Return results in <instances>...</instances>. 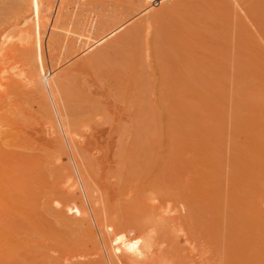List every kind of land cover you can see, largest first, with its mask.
Wrapping results in <instances>:
<instances>
[{
	"label": "rangeland",
	"instance_id": "rangeland-1",
	"mask_svg": "<svg viewBox=\"0 0 264 264\" xmlns=\"http://www.w3.org/2000/svg\"><path fill=\"white\" fill-rule=\"evenodd\" d=\"M0 1V9L12 4ZM152 11L147 30L140 16L124 18L127 10L104 24L114 26L107 36L85 32L83 40L99 41L69 65L85 58L86 71L59 79L64 123L92 143L72 146L96 214L115 222L122 264H163L176 250L179 264H264V0H172ZM77 14L68 25L76 33ZM102 20L88 17L85 27ZM15 99L14 121L26 133L12 131L0 150V192L15 208L0 205V228L23 245L0 264H95L78 229L81 204L61 190L74 167L26 136L48 119L41 103L23 91ZM114 102L127 122L113 121ZM99 182L115 200L94 192ZM151 206L174 211L184 241L170 227L143 226Z\"/></svg>",
	"mask_w": 264,
	"mask_h": 264
},
{
	"label": "bare ground",
	"instance_id": "bare-ground-1",
	"mask_svg": "<svg viewBox=\"0 0 264 264\" xmlns=\"http://www.w3.org/2000/svg\"><path fill=\"white\" fill-rule=\"evenodd\" d=\"M153 1L127 0L128 3L125 5V3H122L123 0H12L10 7L9 5L6 7V3H3L6 6L0 9V150L3 151L5 147L10 146L12 131L26 133L14 121V117L22 113L20 102L15 97L22 91L34 95L35 100H38L43 106L48 119L45 123H40L38 129H33L34 133L31 130L32 133H27L26 136L34 139L38 145L45 148H58L61 156L56 158V163L59 165L62 166L64 160L67 161L69 166L72 163L71 165L74 167L72 168V174L62 182L61 190L67 196L77 198L81 204V210L76 213V217L80 219L78 229L82 232L85 246L93 253L95 264H122L124 255L122 254L123 257H121L118 251L117 237H115L117 234L114 233L115 230L113 232L112 228L115 226V222H113L114 226H110L106 223L107 220L105 221L102 216L96 214L98 203L92 199L88 185L85 183V172L74 155L72 146L74 142L84 146V148H88L92 143L91 140L88 141V138L87 140L78 138L64 123L57 102L59 79L71 72L86 71L85 58L78 57L80 60L76 59V62L69 65L78 54H82L99 41L88 42L83 40L85 32L99 31L100 35L96 36V39L107 36L114 26L104 28V24H107L114 14H122L127 10L129 13L124 18L127 16H140L136 24L147 30L151 27L155 17V12H151V10L160 6L164 1L169 2L172 0H158L157 4H154ZM173 1L174 4L180 2V0ZM100 9H107V15H99L94 12ZM165 9L163 8L158 14L164 12ZM77 11L81 12L82 28L80 32L76 33L72 32L68 25L78 17ZM88 17L92 19L102 17L103 26L85 27ZM10 27L16 28V30L9 33L10 29L8 32L7 28ZM71 38L75 40L72 41ZM62 47L68 49L70 53L65 51L66 55L61 54L60 49ZM43 50L45 54H43ZM59 69L62 72L60 70L57 74L56 71ZM95 84L93 83V85ZM100 94L107 98L105 92H100ZM110 108L111 114L114 116L113 121L118 124L128 121L125 109L119 104L114 102L110 105ZM25 116L27 117V115ZM29 116L32 117L30 114ZM111 132L109 133L111 141L109 140L108 147L110 153L107 151V156L105 155L107 160L104 161L108 162L109 167L115 162V158L111 156V150L115 145ZM102 182H99L101 185H97L94 192L106 189V192L109 191L107 193L109 194V200H115L118 194L115 195V191L113 192L111 187H106ZM0 205L2 208L15 209L7 198L2 196L1 192ZM260 206L264 212V199L261 201ZM151 207L146 212L147 214L145 213L147 218L145 215L142 218H146L145 222L143 221V226H149V229L160 232L166 231L170 227L173 234H178V240L184 241L185 234H182L181 225L172 224L174 211L167 210L164 207ZM108 221L112 222L111 220ZM143 222L141 221V223ZM10 236L8 231H1L0 228V247H2L0 249V260L23 245L20 240ZM179 254V250H176L175 254L167 257L168 261L162 257L165 260V262L162 260L163 264H179Z\"/></svg>",
	"mask_w": 264,
	"mask_h": 264
},
{
	"label": "built area",
	"instance_id": "built-area-1",
	"mask_svg": "<svg viewBox=\"0 0 264 264\" xmlns=\"http://www.w3.org/2000/svg\"><path fill=\"white\" fill-rule=\"evenodd\" d=\"M153 2H154V4H157L158 3V0H154Z\"/></svg>",
	"mask_w": 264,
	"mask_h": 264
},
{
	"label": "snow or ice",
	"instance_id": "snow-or-ice-1",
	"mask_svg": "<svg viewBox=\"0 0 264 264\" xmlns=\"http://www.w3.org/2000/svg\"><path fill=\"white\" fill-rule=\"evenodd\" d=\"M133 247H135V242L133 243V245H132Z\"/></svg>",
	"mask_w": 264,
	"mask_h": 264
}]
</instances>
